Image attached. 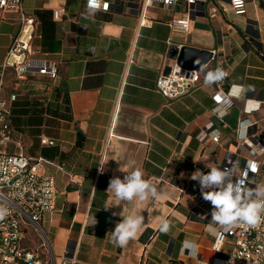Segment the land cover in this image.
<instances>
[{"label":"crops","instance_id":"obj_1","mask_svg":"<svg viewBox=\"0 0 264 264\" xmlns=\"http://www.w3.org/2000/svg\"><path fill=\"white\" fill-rule=\"evenodd\" d=\"M112 1L120 4L84 19L85 0H24L26 12L38 21L34 45L42 51L39 57L59 62L57 80L36 76L34 85L11 103L13 129L26 154L49 159L47 172L56 179V211L42 224L52 251L57 260L66 254L74 264H224L198 215L192 190L200 187L190 177L196 165L207 173L206 165L220 167L227 152L235 150L198 139L211 120L225 133L245 118L256 123L252 130L264 131V0H247L244 15L234 13L230 0H200L188 31L173 30L168 23L181 15L184 4L151 7L154 24L140 26L135 4ZM57 8L69 17L56 20ZM19 28L14 15L0 10V77ZM184 47L216 49L206 70L223 61L230 69L225 89L233 84L253 89L236 99L225 123L211 111L218 85L206 87L204 71L183 95L168 98L157 91L158 77ZM3 82L2 95L9 99L15 88L12 69ZM42 135L56 144L43 145ZM128 161H135L167 199L145 204L142 234L118 247L111 235L119 214L136 208L134 202L116 200L107 188L110 179L126 175L120 166L132 170ZM106 204L115 206L106 210ZM164 218L171 221L168 233L159 231ZM185 240L198 245L195 254L183 248ZM40 242L29 228L27 244L35 248Z\"/></svg>","mask_w":264,"mask_h":264},{"label":"built area","instance_id":"obj_2","mask_svg":"<svg viewBox=\"0 0 264 264\" xmlns=\"http://www.w3.org/2000/svg\"><path fill=\"white\" fill-rule=\"evenodd\" d=\"M136 4L140 26H152L155 18L148 9L156 6L173 8L184 4L179 17L169 20L173 30L188 31L192 16L197 10L200 0H128ZM110 11L120 1L104 0ZM235 14L244 15L247 12V0H230ZM87 0H85V7ZM0 10L4 14H12L20 22V28L13 37L2 63L0 77V204H4L9 214L0 220V264H74L73 259L67 255L57 260L51 244L43 228L46 215L56 211L57 186L55 176L47 172L51 161L44 156L31 157L25 152L23 141L16 137L12 125V105L21 90L27 91L28 86L34 85L36 76L47 77L55 81L59 77V62L44 57H39L42 51L34 45L37 32V19L29 15L24 7V0H0ZM56 20L69 17L64 8H57L53 12ZM132 49L129 62L133 61ZM217 55V50H212V59ZM222 66L228 77L217 83L218 89L213 93L214 116L225 123L226 117L235 106L236 99L241 97L231 94L232 85L225 89L223 85L230 77V69L226 63L219 61L217 66ZM215 67V68H216ZM7 69H12L15 75V88L9 99L2 95L3 76ZM202 73L199 67H184L175 59L169 71L158 77L156 89L168 98L183 95L201 80ZM219 98V99H217ZM259 106V105H258ZM219 110V111H217ZM223 112V115H220ZM246 112L252 110L246 108ZM250 122L246 136L241 139L238 134L240 122ZM254 121L248 118L241 119L233 132L225 133L215 121L208 122L198 134V139L204 141L210 138L220 146H234V151H228L227 156L220 164L222 170L235 165L237 175L247 166L255 165L256 171H248V187L255 188L257 184L264 183V131L259 132ZM43 145H55L56 141L46 135L41 136ZM60 168H62L60 166ZM204 169L195 166V171ZM196 183L199 186L198 181ZM200 187V186H199ZM198 198V215L206 216L205 223L211 220L212 205L202 197L200 189L192 190ZM29 228L34 229L41 242L39 247L27 244ZM211 248L223 260L224 264H264V224L256 228H247L237 225L230 233H226L222 241L213 238ZM222 256V257H221Z\"/></svg>","mask_w":264,"mask_h":264},{"label":"clouds","instance_id":"obj_3","mask_svg":"<svg viewBox=\"0 0 264 264\" xmlns=\"http://www.w3.org/2000/svg\"><path fill=\"white\" fill-rule=\"evenodd\" d=\"M152 2L153 0H149V3ZM107 7L108 5L104 0H87L84 19L94 17L98 11L107 10ZM196 63L200 64L201 62L197 60ZM206 69V63L202 64L199 69L205 72L204 85L206 87L222 83L229 75L219 65L213 70ZM251 90H253L251 86L233 84L231 94L239 97L245 91ZM223 114L220 112V115ZM249 123L247 121L240 122L238 126V134L241 139L246 136ZM128 167L132 170L127 171L120 166L119 170L126 175L123 179L120 177L110 179L107 188V192L112 193L116 200L130 204L134 202L136 208L128 214H125L123 208L119 214L121 219L116 223L111 235V242L118 247L127 246L131 240L142 234L145 218L141 211L144 210L145 204L150 200L167 199V193H162L153 183L144 178L142 169L136 167L135 161H128ZM206 167L210 171L204 173L197 170L190 178L193 181H198L203 199L213 206L211 220L206 225L208 234L215 237L217 241H222L226 233H230L237 225L242 224L247 228H256L264 224V183L257 184L255 188H250L247 182L248 171L255 172L256 167L253 169L251 165L247 166L239 175H237L235 165L223 170L211 165H206ZM113 206L115 205L106 204L104 209L107 210ZM8 214V208L4 204H0V220H3ZM200 219L204 220L206 216H201ZM96 222L95 216L92 217V225ZM171 226V221L164 218L160 221L159 231L168 233ZM183 248L195 254L198 245L194 241L185 240Z\"/></svg>","mask_w":264,"mask_h":264},{"label":"water","instance_id":"obj_4","mask_svg":"<svg viewBox=\"0 0 264 264\" xmlns=\"http://www.w3.org/2000/svg\"><path fill=\"white\" fill-rule=\"evenodd\" d=\"M136 6V4H135ZM212 57V52L207 50H198L195 48L184 47L179 56L178 62L182 66L195 68L207 63ZM199 60L201 63L197 64L196 61Z\"/></svg>","mask_w":264,"mask_h":264},{"label":"snow or ice","instance_id":"obj_5","mask_svg":"<svg viewBox=\"0 0 264 264\" xmlns=\"http://www.w3.org/2000/svg\"><path fill=\"white\" fill-rule=\"evenodd\" d=\"M217 99H219V98H217ZM251 167L254 169L255 168V165H251Z\"/></svg>","mask_w":264,"mask_h":264},{"label":"rangeland","instance_id":"obj_6","mask_svg":"<svg viewBox=\"0 0 264 264\" xmlns=\"http://www.w3.org/2000/svg\"><path fill=\"white\" fill-rule=\"evenodd\" d=\"M49 82H52V81H50V80H48Z\"/></svg>","mask_w":264,"mask_h":264}]
</instances>
